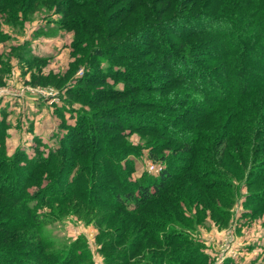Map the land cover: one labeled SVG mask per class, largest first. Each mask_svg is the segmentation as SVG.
<instances>
[{"label": "rangeland", "instance_id": "374dc122", "mask_svg": "<svg viewBox=\"0 0 264 264\" xmlns=\"http://www.w3.org/2000/svg\"><path fill=\"white\" fill-rule=\"evenodd\" d=\"M263 17L262 0H0V264H264ZM229 23L252 56L235 36L226 54ZM162 169L151 205L113 203L117 173Z\"/></svg>", "mask_w": 264, "mask_h": 264}, {"label": "trees", "instance_id": "16d2710c", "mask_svg": "<svg viewBox=\"0 0 264 264\" xmlns=\"http://www.w3.org/2000/svg\"><path fill=\"white\" fill-rule=\"evenodd\" d=\"M264 1V0H262ZM201 21H204L202 19ZM205 22V21H204ZM261 25H264V17L261 19ZM231 26H228L229 28H233L232 30H229L225 34H222L225 37V42H224V50L227 55H233L236 53H239L238 48L239 45L237 41L242 42L244 45V53L242 57L246 55L252 56L253 54H248L246 52V47L248 46L247 39L248 37L246 36L247 28L246 26L240 27V33L237 36L236 29L233 27L231 23H229ZM218 29L223 28L222 25L216 26ZM234 30V31H233ZM235 36L236 39L233 38ZM260 36V35H259ZM257 37L255 40L256 43L257 41L261 38L262 42H264V37ZM254 37V36H253ZM252 37V38H253ZM250 38V37H249ZM251 39V38H250ZM232 49H236L235 51ZM258 56V55H256ZM230 64H233L230 62ZM179 69H185L183 66H180ZM181 72V70H179ZM179 72V73H180ZM200 79L197 80V86H200ZM117 182H118V187L116 188L117 193L120 194V196H115L113 197V203L115 205H123L127 204L130 205V211L135 212V211H140L142 208H145L149 205H151L157 198H159L170 186V180H171V172L167 169H162L160 173L157 176H147L145 179L141 181H136V182H129L126 183L125 179L128 177L124 172L121 174L120 172L117 173ZM39 220V219H38ZM39 223V221H38ZM7 258V257H6ZM8 259V258H7Z\"/></svg>", "mask_w": 264, "mask_h": 264}]
</instances>
